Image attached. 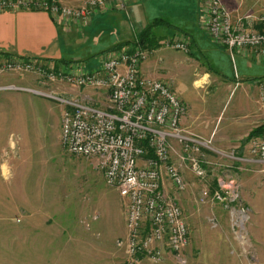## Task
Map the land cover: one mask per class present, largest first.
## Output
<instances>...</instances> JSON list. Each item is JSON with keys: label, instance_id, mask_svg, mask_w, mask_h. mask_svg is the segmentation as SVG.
<instances>
[{"label": "rangeland", "instance_id": "374dc122", "mask_svg": "<svg viewBox=\"0 0 264 264\" xmlns=\"http://www.w3.org/2000/svg\"><path fill=\"white\" fill-rule=\"evenodd\" d=\"M83 1L65 3L78 7ZM181 1L184 2L179 9L173 7L178 17L169 19L180 23L188 21L185 26L189 34L170 33L161 46L150 50L147 60L149 74L171 84L175 69L168 60L180 50L169 43L187 35L190 40L188 53L198 68L196 72H202L209 65L205 43H215L207 32L204 18L210 0ZM221 1L233 20L243 18L248 29L263 28L264 0ZM128 6L129 3L125 8H106L98 14L129 13L126 19L129 38L130 31H139L141 26ZM106 21L104 19L105 27ZM67 27L70 31H84L87 26L81 28L72 23ZM111 29L108 27L104 37ZM125 46L106 49L89 59V64L96 63L104 52H115ZM173 82L176 90L188 100L198 96L191 78ZM199 97L203 104V95ZM0 115V159L9 158L12 164V176L3 178L0 184V256L8 259L2 264H21L9 261L10 255L15 254L104 256L108 264L125 260L127 202L117 188L107 184L97 159L73 155L63 148L61 104L29 92L0 91ZM26 125H29L28 130L23 134L21 129ZM10 130L15 132L11 135L12 147L4 143ZM171 145V159L179 165L187 182L186 190L179 191L169 179L165 181L167 192L181 205L189 227L190 243L182 252L185 264H264V164L239 160L240 164L235 165L233 158L224 156L209 143L200 155L206 170V176L201 178L192 170L189 160H181L182 145L175 140H171ZM222 181L228 184L230 191L225 202L212 198L213 192L222 189ZM204 190L210 193L207 197L203 195ZM24 221L27 226H21ZM42 233V239L37 237ZM22 264L27 262L22 260ZM149 264L178 263L171 257L162 263L151 261Z\"/></svg>", "mask_w": 264, "mask_h": 264}, {"label": "built area", "instance_id": "2783aa9c", "mask_svg": "<svg viewBox=\"0 0 264 264\" xmlns=\"http://www.w3.org/2000/svg\"><path fill=\"white\" fill-rule=\"evenodd\" d=\"M128 0H84L74 7L63 0H0V12L46 11L62 25L90 24L106 8H125ZM207 32L212 40L229 49L252 50L264 57V26L248 29L243 18L233 20L221 0H210L204 10ZM204 20V21H206ZM264 24V16L262 18ZM203 22V21H202ZM188 53L186 35L168 44ZM152 51L140 46H125L104 52L94 64L10 56L0 59V75L33 74L42 86L16 83L0 84V91H24L58 101L63 107L61 144L70 154L95 158L107 184L119 190L127 202V258L118 264H138L142 258L162 263L175 258L185 264L182 252L190 243V232L181 205L167 192L169 179L179 191L187 188L186 179L172 161L171 140L182 145L181 160H189L192 170L206 176L201 151L209 141L182 125L187 105L171 83L143 73L142 64ZM57 83H66L80 91L63 96ZM260 102L264 111V78L260 80ZM152 153V155H150ZM251 160L264 164L263 132L251 140ZM221 182V180H220ZM212 198L225 202L230 196L228 184ZM203 191L204 197L209 195Z\"/></svg>", "mask_w": 264, "mask_h": 264}, {"label": "crops", "instance_id": "0c3cea01", "mask_svg": "<svg viewBox=\"0 0 264 264\" xmlns=\"http://www.w3.org/2000/svg\"><path fill=\"white\" fill-rule=\"evenodd\" d=\"M183 2L181 0H129L128 7L132 9L142 29L152 20V18L149 19L150 16L177 18L179 14L174 13L173 7L179 9ZM186 5L189 4L186 3ZM129 17V13H118L117 11L106 16L97 14L84 31H70L68 27L56 22L46 11L0 12V59L19 55L45 61L65 57L72 62H86L87 60L80 58L96 56L100 51L128 40L126 19ZM104 19L108 23L106 27ZM108 27L112 29L108 32L110 34L104 37ZM137 32L131 33L130 31V36L136 35ZM205 44L207 51L205 56L209 65L202 72H196L198 68L195 67L193 57L189 53L176 51L172 54V59L168 60L175 69L171 77L172 86L187 105L182 125L195 134L201 135L213 144V149L221 151L224 156L229 155L233 158L235 165H239V160H251V157H246L249 155L250 142L253 138L260 136L263 129L264 111L259 97V82L264 78V57L258 56L252 50L236 48L231 52L226 47L211 41ZM148 66L150 62L145 61L141 69L144 74L151 76ZM190 78L192 85L198 91V96L188 100L176 90L173 81L190 80ZM17 82L20 85L35 87L42 85L37 76L33 74L0 76V84H17ZM53 86L59 88V92L66 97L80 94L79 89L66 83H57ZM199 94L203 95V104L200 103ZM28 126L21 129L23 134L27 133ZM14 133L10 130L7 133L8 136L4 138V143L10 144L11 147L14 143L11 135ZM11 173L12 164L9 158L4 161L0 159V184L3 178L12 176ZM27 225L24 221L21 226ZM48 226L49 224L46 228ZM37 237L42 239L44 234ZM7 260V257L0 256V264ZM22 260H25L27 264H108L109 262L104 256L92 257L72 253L27 254L26 256L15 254L9 257L11 262L22 264ZM149 263L151 260L142 258L138 264Z\"/></svg>", "mask_w": 264, "mask_h": 264}, {"label": "trees", "instance_id": "16d2710c", "mask_svg": "<svg viewBox=\"0 0 264 264\" xmlns=\"http://www.w3.org/2000/svg\"><path fill=\"white\" fill-rule=\"evenodd\" d=\"M187 22L188 21L180 23L179 20L175 21L173 19H169L166 17H156L152 19L151 21H149V23L144 28L139 30L136 35H131V37H129L128 40H126L124 43H117L116 45L121 46V45L126 44V46L129 45V46H132L133 48L136 46H140L144 49L152 50V49H155L161 46L162 41L168 38L170 36V33L172 32L179 31L181 33L184 32V33L189 34V32L186 29L187 27L185 26ZM92 57L94 56L93 55L88 56L87 57L88 59L86 62L89 63ZM53 61L56 62L57 65L68 64L70 62V60L65 59V57H62L61 59H57ZM262 132H263V129L261 133ZM254 134H252V136ZM150 155H152V153H150Z\"/></svg>", "mask_w": 264, "mask_h": 264}]
</instances>
